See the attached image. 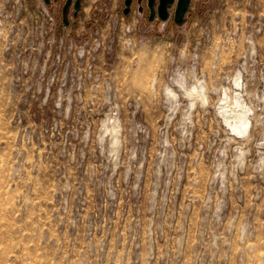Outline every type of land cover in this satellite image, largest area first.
Here are the masks:
<instances>
[{
  "label": "rangeland",
  "instance_id": "rangeland-1",
  "mask_svg": "<svg viewBox=\"0 0 264 264\" xmlns=\"http://www.w3.org/2000/svg\"><path fill=\"white\" fill-rule=\"evenodd\" d=\"M0 0V264H264V0Z\"/></svg>",
  "mask_w": 264,
  "mask_h": 264
},
{
  "label": "water",
  "instance_id": "water-1",
  "mask_svg": "<svg viewBox=\"0 0 264 264\" xmlns=\"http://www.w3.org/2000/svg\"><path fill=\"white\" fill-rule=\"evenodd\" d=\"M47 3L50 2V0H45ZM72 0H68L67 4H71ZM151 7L153 8L154 0H149ZM175 0H159L158 10H159V16L162 18L168 17V7L170 4L174 3ZM66 5V7L68 6ZM82 6V0H76L75 8L77 11ZM189 8V0H178V8L176 11V18L181 19L182 16L188 11ZM77 14V13H76Z\"/></svg>",
  "mask_w": 264,
  "mask_h": 264
},
{
  "label": "flooded vegetation",
  "instance_id": "flooded-vegetation-1",
  "mask_svg": "<svg viewBox=\"0 0 264 264\" xmlns=\"http://www.w3.org/2000/svg\"><path fill=\"white\" fill-rule=\"evenodd\" d=\"M67 1L68 0H50V2L47 3L45 0H43L44 4L46 6L60 7L61 11H62V16H63V22L66 24H69V23H71V20H70L71 15H73L74 17H78L80 15L81 11L84 8L85 0H82V6L78 11L75 8L76 0H72L71 4H69V5L67 4ZM154 1H155V7L157 10V15H158L159 14V10H158L159 0H154ZM66 5H68V6L66 7ZM169 7H170V5H169ZM169 7H168V9H169Z\"/></svg>",
  "mask_w": 264,
  "mask_h": 264
}]
</instances>
